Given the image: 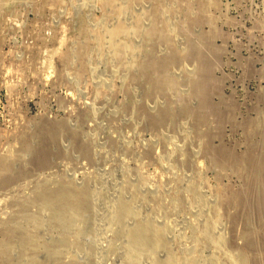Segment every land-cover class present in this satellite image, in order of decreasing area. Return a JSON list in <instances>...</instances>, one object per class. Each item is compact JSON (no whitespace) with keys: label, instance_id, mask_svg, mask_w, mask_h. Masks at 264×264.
Wrapping results in <instances>:
<instances>
[{"label":"rangeland","instance_id":"1","mask_svg":"<svg viewBox=\"0 0 264 264\" xmlns=\"http://www.w3.org/2000/svg\"><path fill=\"white\" fill-rule=\"evenodd\" d=\"M71 1L0 2V155L12 160L14 172L26 170L0 190V240L14 228L35 236L39 249L60 240L64 227L34 199L43 186L57 189L67 181L91 190L93 208L68 228L67 247L60 251L64 264L73 258L82 264H154L170 255L175 264H239L241 253L251 264H264V0H118L121 13L98 0ZM203 1L211 22L192 25ZM189 4L192 14L185 12ZM137 17L143 31L154 26L160 33L133 35ZM117 23L128 30V57H115L103 35ZM170 56L176 60L170 66L174 84L154 88ZM203 62L210 63L218 88L210 97L212 108L203 109L205 126L187 79L200 75ZM158 111L171 115L155 124ZM44 122L61 129L49 143L48 164L37 168L16 138L28 130L33 146L49 142L37 132L30 138ZM250 155L262 164L260 178L253 165H244ZM228 196L233 205L226 203ZM120 198L136 207V217L125 224L154 223L164 232L165 248L128 258V237L114 208ZM18 243L14 264H31L33 251Z\"/></svg>","mask_w":264,"mask_h":264},{"label":"bare ground","instance_id":"2","mask_svg":"<svg viewBox=\"0 0 264 264\" xmlns=\"http://www.w3.org/2000/svg\"><path fill=\"white\" fill-rule=\"evenodd\" d=\"M3 0H0V2ZM52 2L56 3L59 2V0H51ZM56 1V2H55ZM71 1V0H69ZM73 1V0H72ZM71 1V2H72ZM79 1V0H78ZM85 0H82V2ZM89 2V1H88ZM98 4H101L102 6H105L106 8L109 7L111 9L115 8L116 12H120L121 10H123L122 5L118 4V0H98L97 1ZM123 2V1H122ZM126 2V1H125ZM77 3V2H76ZM81 3V2H80ZM84 3V2H83ZM86 3V2H85ZM207 3L205 1H203L200 4L199 8V13L200 15H198V17H195L192 21H190V23L192 25H200L202 23H204L205 21H210L211 19L208 18V16H205V4ZM127 5V3H125ZM72 5V4H71ZM77 5V4H76ZM86 5V4H85ZM145 7V4H143ZM29 6L31 7L32 5L29 4ZM92 6V5H91ZM94 6V5H93ZM151 6V5H150ZM175 6V5H174ZM103 7V8H105ZM168 7V6H167ZM74 8V7H73ZM76 8V7H75ZM90 8V7H89ZM96 8V7H95ZM147 9V7H145ZM191 5L189 4V7L185 10V12H190V14H192V10L191 9ZM84 9V8H83ZM91 10V9H90ZM103 10V9H102ZM126 10V9H125ZM148 10V9H147ZM146 10V11H147ZM150 10V9H149ZM156 13H155V17H157L158 20H160L161 18V9H160V3L158 2L156 4L155 7ZM94 11V10H93ZM119 13V14H120ZM124 13V11H123ZM150 13V12H149ZM148 13V14H149ZM139 14V13H138ZM147 14V15H148ZM77 15V14H76ZM166 15V14H165ZM116 16V15H114ZM90 17V16H88ZM125 17L127 18L128 16L125 15ZM167 17V15L165 16ZM144 18V17H143ZM130 19V18H129ZM169 21V20H168ZM100 22V21H99ZM124 22V21H123ZM105 23V22H104ZM144 23V22H143ZM147 23V22H146ZM17 24V23H15ZM103 24V22H102ZM127 24V23H126ZM145 24V23H144ZM148 26L149 24L151 25V23H147ZM55 25V24H54ZM129 25V24H128ZM57 26V25H56ZM104 27V25H102ZM94 27V26H93ZM111 27V26H110ZM131 32L133 35H138L141 32H145V34L149 37V38H153V36L157 35L160 33V30L157 29V27H151L145 31H143L142 29V21L140 17L135 18L133 25L131 26ZM147 27V26H145ZM108 28V27H107ZM166 28V27H165ZM171 28V27H170ZM129 29V28H128ZM95 30V29H94ZM174 30V28H173ZM103 31V30H102ZM217 31V29H216ZM128 33L127 27L125 26V24L123 23H117L114 27H112L109 30H105L103 31V35L104 37H106L108 39L109 45L111 46L113 53L115 54V57H121L120 53L121 52H125L124 50H126V42H124V38H126V35ZM131 34V36H133ZM217 34H220L219 31L218 32H214V36H216ZM91 35V34H90ZM219 36V35H218ZM91 38L92 35H91ZM63 39V38H62ZM106 39V41H107ZM162 40V39H161ZM64 41V40H63ZM95 41L99 44V47L102 46V37H99L97 39H95ZM105 41V42H106ZM141 41V39H140ZM61 42V41H60ZM139 42V41H138ZM142 42V41H141ZM141 42H139L141 44ZM77 43V42H76ZM135 43H137L135 41ZM140 44H136L137 46H139ZM63 45V44H62ZM61 45V46H62ZM78 45V44H77ZM174 45V44H172ZM83 46V45H82ZM107 47V46H106ZM109 47V46H108ZM107 47V48H108ZM61 48V47H60ZM106 48V49H107ZM51 50V49H50ZM108 50V49H107ZM136 49L134 48V51ZM57 51V49L55 50V52ZM50 52V51H49ZM92 52V51H91ZM127 52V50H126ZM125 52V53H126ZM175 52V51H174ZM108 53V51H107ZM105 53V54H107ZM58 54V52H57ZM56 54V56H57ZM92 54V53H91ZM100 54V53H99ZM98 55V54H97ZM101 55V54H100ZM113 55V54H112ZM110 55V56H112ZM127 55V53L125 54ZM18 56V55H17ZM55 56V55H54ZM109 56V55H108ZM138 56V55H137ZM20 57V56H18ZM73 57V56H72ZM91 57V56H90ZM98 57V56H97ZM128 57V55H127ZM135 57V56H134ZM143 58V56H141ZM106 58V57H105ZM109 58V57H108ZM22 59V58H21ZM54 59V58H53ZM64 59V58H63ZM103 59V58H101ZM129 59V58H128ZM153 60L155 58H152ZM47 60V59H45ZM106 60V59H104ZM54 61V60H53ZM113 61H115V59H113ZM129 61V60H128ZM131 61V60H130ZM160 61V60H159ZM200 61H203V59L200 58ZM106 62V61H105ZM45 63V62H44ZM49 63V60H48ZM114 63V62H112ZM130 63V62H129ZM174 63H176V60L170 56L167 63L165 65H162V67L165 68V70L162 71V68L160 71V75L159 77H157V79L153 80V87L154 88H161L164 87L166 84H169L170 82L174 84V80L170 77V66H172ZM202 63V62H201ZM50 64V63H49ZM106 64V63H105ZM44 65V64H43ZM89 65V64H88ZM103 65V64H102ZM115 65V64H112ZM130 65V64H129ZM48 66V65H47ZM90 66V65H89ZM92 67V65H91ZM112 67V66H111ZM196 67V65H195ZM50 68V67H49ZM124 68H126L124 66ZM211 65L208 62H203V66L201 67V72L200 75H196L195 77L191 80L189 79V77H187L188 81L190 82V86H191V90L194 93L195 96L198 97V99L200 100V116H199V123L204 125L207 124L205 115L202 114L203 109L205 108H212L211 104H210V97L212 96L213 92H217L218 88L216 86L213 85L214 83V79L212 77H210V71H211ZM52 72L55 70L54 67H51ZM96 69V68H95ZM8 71L12 72V71H18L19 69L16 68L15 70L9 68L7 69ZM50 70V69H48ZM113 70V69H112ZM117 70V69H116ZM264 70V69H263ZM101 71V70H100ZM119 71V70H118ZM104 72V71H103ZM102 72V73H103ZM263 72V71H262ZM68 73V72H67ZM113 73V72H112ZM119 74V73H118ZM138 74V73H137ZM114 75V74H113ZM116 75V74H115ZM110 76V75H109ZM54 77V74H53ZM78 77V76H77ZM119 77V76H118ZM122 77V76H121ZM47 79V78H46ZM49 79V78H48ZM126 79L125 78L123 80V85L126 83ZM121 80V79H118ZM108 81V80H107ZM121 82V81H120ZM99 85L103 84V81H99L98 82ZM73 84V83H72ZM81 85V84H80ZM86 86V84H84ZM122 85V87H123ZM126 86V84H125ZM101 88L103 86H100ZM150 88V87H149ZM111 89V88H109ZM190 89V88H189ZM105 90V89H104ZM107 91H109L107 89ZM213 91V92H212ZM98 92V91H97ZM83 93V92H82ZM85 93V92H84ZM110 93V92H109ZM115 93V92H114ZM120 96V95H119ZM90 97V96H89ZM96 98V97H95ZM98 101V99H97ZM128 103V102H127ZM87 104V103H86ZM89 104V103H88ZM113 104V103H112ZM91 105V104H90ZM119 105V104H118ZM117 106V105H116ZM94 107V106H93ZM106 107V106H105ZM92 109V107L90 108ZM116 109V107H115ZM96 110V109H95ZM114 111V110H113ZM187 111H185L186 113ZM198 113V115H199ZM114 114V113H113ZM117 114V113H116ZM155 115V124H159L162 123L165 118L167 116L170 117L169 113H167L166 111H158ZM95 116V115H94ZM117 116V115H116ZM259 116V114H258ZM259 118V117H258ZM250 124L255 123L252 122L251 120L249 121ZM127 123V122H126ZM16 128L18 127V122L16 123ZM248 124V122H247ZM200 125V126H202ZM257 125V123L255 124ZM254 125V126H255ZM259 125V124H258ZM261 125V124H260ZM205 126V125H204ZM61 129L60 125H56V124H50L47 122L42 123L41 125H39V127L30 134V138L31 135L33 136V134L40 133L41 138L44 139H48L49 142H45L42 141L40 142V144L38 146H33L30 143V139H29V134L27 132H29L27 130H24L22 133L19 134V136H17L16 140L18 142V140L21 142L20 144L23 146V148L26 151H29V153L32 155V166L34 167H44L48 164V159L50 156V146L49 143L53 142L54 138L56 137L58 131ZM99 135V134H98ZM95 137V136H94ZM207 141H209L212 136L210 135H205ZM93 138V137H92ZM119 139V138H118ZM51 140V141H50ZM19 143V142H18ZM107 143V142H106ZM105 143V145H106ZM145 147V146H144ZM180 152V151H179ZM201 152V151H200ZM199 152V153H200ZM109 153V152H108ZM106 153V154H108ZM176 153V151H175ZM169 156V155H168ZM174 156V154H173ZM171 156V159L172 157ZM165 157V156H164ZM28 158V157H27ZM162 158V157H160ZM168 158V157H167ZM166 159V157H165ZM164 159V160H165ZM254 155H250L249 159L247 161H245L244 165L247 168L248 165H253V171L256 172L255 176L257 178H260V174L262 171V164L257 162L256 160H254ZM106 163V162H105ZM125 165V164H124ZM123 166V165H122ZM15 164L12 162L11 159L2 157L0 155V190L7 188L9 185H11L13 183V181L15 180V178H18V176H21L23 174L26 173V170H19V171H15ZM105 169V168H104ZM165 169V167H164ZM169 170L168 168L165 170L167 171ZM104 173V172H103ZM106 173V172H105ZM123 173V171H122ZM174 174V173H173ZM177 174V173H175ZM75 176V175H74ZM103 176V175H102ZM100 177V176H99ZM107 177V176H106ZM176 177V176H174ZM108 178L110 179V177L108 176ZM131 178V177H130ZM104 180V176L103 179ZM192 180V179H191ZM190 180V181H191ZM260 180V179H259ZM108 181V180H107ZM189 181V180H187ZM78 182V181H76ZM79 183V182H78ZM77 183V184H78ZM105 183V182H104ZM118 183V182H117ZM80 184V183H79ZM78 184L75 185L74 183L70 182L68 183L67 181L62 182L59 187L57 189H51L48 188L46 186H43L40 190L37 191L36 196L34 201H38L41 202L43 205H45L47 208H49L51 210V214H52V219L56 220L58 222H60L62 224V226L64 227L63 230L66 232V234H64V236H67V230L68 228H70L73 224H75L77 221H81V220H85L88 216L89 213L92 211L93 208V194L91 192V190L89 188L83 187L81 188V186ZM83 185V184H82ZM104 185V184H103ZM107 185V184H106ZM116 187V186H115ZM98 188V187H96ZM102 188V187H101ZM150 188V187H148ZM93 189V188H92ZM156 189L158 190V186L156 187ZM116 190V189H115ZM153 190V189H152ZM151 190V191H152ZM165 190V189H164ZM142 191V189H141ZM146 191V190H145ZM144 191V192H145ZM150 191V192H151ZM154 192V190H153ZM158 192V191H157ZM165 192H167L165 190ZM171 192V191H170ZM169 192V193H170ZM207 193V192H206ZM99 194V193H98ZM152 194V193H151ZM168 194V192L166 193ZM145 195V194H144ZM157 195V193H156ZM208 195V194H206ZM116 196V195H115ZM119 196V195H118ZM126 196V195H125ZM154 196V195H153ZM205 196V195H204ZM231 196V195H230ZM96 197H94L95 199ZM128 198V197H127ZM126 198V199H127ZM116 199V197H115ZM118 199V197H117ZM234 197H229L226 200V203L228 202L229 205H233L235 203V199ZM99 200V199H98ZM97 200V201H98ZM130 200V199H129ZM95 201V200H94ZM96 201V202H97ZM212 201V200H211ZM216 201V199L214 200ZM213 201V203H214ZM95 203V202H94ZM212 204V202H211ZM115 205V204H114ZM213 205V204H212ZM19 208H23L22 205H18ZM100 206V205H99ZM108 206V205H107ZM142 207V206H140ZM103 208V205H102ZM113 208V207H112ZM112 208H109L112 209ZM115 210H116V214L118 219H120L122 221V223L124 224L121 233L123 232V234H125L128 237V241H127V247H126V251H127V255L128 258L130 260H137L136 258V253L138 251H148V252H154L157 248H165L167 241L166 238L164 237V232L163 230L155 225L154 223H151L150 221H143V220H135L136 223H132L131 227H128V224H125L126 221L129 218H135L136 217V212L133 210L131 204L126 201L124 198H120L116 205H115ZM139 208V207H138ZM141 209V208H140ZM177 210V209H176ZM108 211V209H107ZM106 211V212H107ZM198 212V211H197ZM195 212V213H197ZM205 213V212H204ZM114 214V213H113ZM108 216V215H107ZM110 216V215H109ZM197 216V215H196ZM103 218V217H102ZM110 218V217H109ZM45 219V218H44ZM156 219V218H155ZM106 220V219H105ZM108 220V219H107ZM113 220V219H112ZM115 220V219H114ZM152 220L154 221V219L152 218ZM158 219H156V222H160L157 221ZM104 221V219H103ZM184 221V220H183ZM201 223V220H199ZM204 220H202L203 222ZM96 222V221H95ZM129 222V221H128ZM162 222V221H161ZM186 222V221H185ZM104 223V222H103ZM114 223V222H113ZM164 223V222H163ZM162 223V225H164ZM161 223H159L158 225H160ZM204 224V223H203ZM107 225V224H106ZM161 226V225H160ZM179 227L184 226V225H179ZM189 226V225H188ZM112 229V227H111ZM181 229H185L184 227ZM109 230V229H108ZM119 230V229H118ZM221 230V229H220ZM223 230V229H222ZM112 231V230H110ZM219 231V230H218ZM113 232V231H112ZM223 232V231H222ZM216 234V233H214ZM62 237L60 240L57 241H51L50 244L46 245L45 243L41 246V249L38 248V246L36 245V240H35V236H31L30 234H25V232H21L18 229L14 228V229H7V231L4 233V240H0V264H14V261L11 258V253L12 250H14V248L16 247L14 245V241L18 240V246H21L22 248H27L28 250H32L34 255L32 256L31 259V264H45L46 262H53L55 261L56 264H64V262H61V250H63V248L67 247L68 244V240L66 239V237ZM105 236V235H104ZM174 236V235H173ZM176 236V235H175ZM217 236V235H216ZM167 237V236H166ZM170 238V237H167ZM174 239V237H172ZM170 238V239H172ZM168 239V240H170ZM188 240V239H187ZM222 241V238L220 239ZM172 241V240H171ZM190 241V240H189ZM218 243V240L216 241ZM124 243L126 244L125 240ZM106 246V245H105ZM20 247V248H21ZM196 247V246H195ZM194 247V249H195ZM108 248V247H107ZM188 249V248H187ZM192 249V248H191ZM190 250V252H193V250ZM105 250V249H103ZM182 250V249H181ZM107 251V250H106ZM106 251H104L106 253ZM120 252V251H119ZM184 252V251H183ZM124 253V252H123ZM189 253V251H188ZM78 254V253H77ZM121 254V252H120ZM192 254V253H190ZM75 255V253H74ZM84 256V255H83ZM82 256V259H83ZM106 256V254H105ZM160 256V255H159ZM210 256V254L208 255V257ZM79 257V255H78ZM81 257V256H80ZM79 257V258H80ZM123 257V255L121 256ZM163 259V256H162ZM176 257H174L173 255H170L169 257L163 259V260H156L154 262V264H175L176 263ZM81 261V260H80ZM80 261H78L76 258H73L69 264H82ZM127 261V260H126ZM121 262V261H120ZM145 263V262H144ZM149 263V262H148ZM238 263L239 264H251V260L248 256H246L244 253L239 254L238 256ZM117 264H121V263H117ZM123 264V263H122ZM202 264V263H201Z\"/></svg>","mask_w":264,"mask_h":264}]
</instances>
